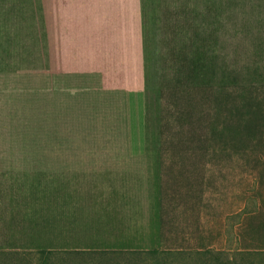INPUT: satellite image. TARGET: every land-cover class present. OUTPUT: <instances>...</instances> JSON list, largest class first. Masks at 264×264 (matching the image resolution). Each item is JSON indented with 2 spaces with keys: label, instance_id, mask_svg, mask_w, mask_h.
Segmentation results:
<instances>
[{
  "label": "rangeland",
  "instance_id": "1",
  "mask_svg": "<svg viewBox=\"0 0 264 264\" xmlns=\"http://www.w3.org/2000/svg\"><path fill=\"white\" fill-rule=\"evenodd\" d=\"M12 1L0 264H264V0Z\"/></svg>",
  "mask_w": 264,
  "mask_h": 264
},
{
  "label": "trees",
  "instance_id": "2",
  "mask_svg": "<svg viewBox=\"0 0 264 264\" xmlns=\"http://www.w3.org/2000/svg\"><path fill=\"white\" fill-rule=\"evenodd\" d=\"M17 1L18 3L21 2L20 0ZM15 3H17L16 0H13L12 4L14 5ZM6 5L7 0H0V93L4 95L2 103L6 105L14 100L16 101V98H14L15 96H18L17 98H22L23 94L27 93V91H31L33 94L36 93L35 99L40 100L43 96H46L42 88L37 84V81L41 83L40 79H35L36 75L34 78H31V70L36 69L39 64L38 52L37 54L26 50L22 54H20L18 50L14 53L11 52V48L9 47L12 44L20 41L22 42L25 39V29H23L24 25L22 24L12 23L13 14H11L10 8L6 10ZM30 38L32 39V37ZM9 71H13V76L7 74ZM54 71L57 73V70ZM81 78L84 77L73 73L67 76V79L76 80L79 84H82L84 80ZM6 92H8V94L12 93V99L10 101V96L5 97L7 94ZM53 108L57 110V102H55ZM22 114H24L23 110ZM1 118H5V124L7 126L10 124L9 129H12L13 132L16 130L14 126L15 121L18 122V124H20L21 121L22 123L25 122V118L12 106H10L9 113H6L5 116Z\"/></svg>",
  "mask_w": 264,
  "mask_h": 264
}]
</instances>
